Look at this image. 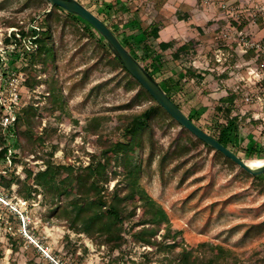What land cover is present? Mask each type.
I'll return each instance as SVG.
<instances>
[{"label": "rangeland", "instance_id": "1", "mask_svg": "<svg viewBox=\"0 0 264 264\" xmlns=\"http://www.w3.org/2000/svg\"><path fill=\"white\" fill-rule=\"evenodd\" d=\"M77 1L105 22L119 41L134 45L138 58L143 55L137 46L144 43L145 29L152 22L162 23L163 28L147 41L149 56H154L163 42L175 41L177 47L190 45L184 64L172 60L169 51L155 68L151 59L143 61L142 67L160 86L167 78L179 79L188 67L203 73L201 81L181 80L173 100L211 137L216 136V123L220 122L215 110L218 99L234 94L236 113L245 121L240 123L239 136L231 139L230 148L246 164L264 162V0ZM30 17L34 20L28 21ZM43 18L31 0H0V122L7 149L5 156L0 149L3 176L14 173L24 177L22 162L13 163L19 155L18 139L8 130L25 107L36 109L35 135L46 128L52 137L43 151L51 153L56 146L54 164L73 167L86 165L89 155L96 154L106 140L125 141L117 120L121 115L133 120L148 106L145 102L129 106L137 91L125 89L123 72L99 48L96 38L81 25L54 14L48 20L52 45L47 63L43 68H30L26 74L24 69L34 48L28 38L19 36V30L34 29ZM8 22L15 25L8 26ZM246 52L253 55L245 57ZM27 77L41 82L28 88ZM51 78L65 103L62 112L50 109L44 81ZM95 116H105L108 121L91 132L86 123ZM189 135L159 113L152 121L151 139L144 134L141 147L133 153L142 164L141 187L169 219L168 242L177 244L179 251L209 243L217 249L232 250L244 261L263 257L264 174L252 179L214 151L195 145ZM182 139L189 150L178 158L167 155L169 147ZM252 143L258 145L257 156H249L240 148ZM22 161L33 172L42 168L41 161L33 156ZM113 184L110 182L108 190ZM16 189L12 186L6 190L0 184V264H118L121 256L126 264H134L142 253L151 250L135 244L141 229L137 226L140 209L126 227L121 253L109 254L85 236L68 230L56 215L48 218L40 197L26 202L16 195ZM154 230L155 226L146 228L155 234L154 239L162 241L166 228L162 225L157 233ZM160 258L155 256L151 264Z\"/></svg>", "mask_w": 264, "mask_h": 264}, {"label": "trees", "instance_id": "2", "mask_svg": "<svg viewBox=\"0 0 264 264\" xmlns=\"http://www.w3.org/2000/svg\"><path fill=\"white\" fill-rule=\"evenodd\" d=\"M31 1L38 7L44 18L41 23H38V27L32 30L25 32L22 27L19 30V36L30 39L35 47L24 69L26 74L30 68L36 65L43 68L47 63V54L52 45V33L48 20L54 14L70 23L81 25L82 30L85 29L89 36L96 38L99 48L123 72L126 78L125 89L127 91H137L129 106L142 102L147 103L148 106L133 120L127 115H121L119 120H117L125 141L113 142L108 139L98 146L96 154L91 153L89 155L86 165L79 164L73 167L54 164L52 157L57 150L56 146H52L51 153L43 151L45 145L51 142L52 137L46 128L42 130L40 135H35L33 125L35 123L36 109L32 106L25 107L15 117L12 126L8 130L9 134L16 136L18 139L19 155L14 157L13 163L22 162L24 177L21 179L19 175L14 173L9 176L0 175L1 186L6 190H11L12 186H16V195L26 202H31L40 197L48 218L56 215L58 219L67 224L68 230L76 235L85 236L95 247L103 248L109 254L114 252L121 253V249L126 242V227L132 224L137 209H140L142 215L137 226L141 227V229L136 233L135 244L141 247H150L151 250L142 253L140 260L134 264H151L157 255H161V258L155 259L154 264H264V255L257 260L244 261L232 250L226 248L217 249L209 243H200L191 251L184 249L179 251L177 244L168 242V239L171 238L169 219L161 206L141 187L142 164L133 153L135 149L141 147L144 134L147 135L148 139H151L152 121L159 113L163 114L171 125L177 126L186 132L188 131L180 127L167 115L123 69L119 61L111 54L103 39L93 29L88 27L86 22L59 7H50L46 0ZM33 20L34 17H30L28 21ZM7 25L14 26L15 23L8 22ZM162 28L163 24L160 22H152L146 27L144 33L145 41L140 46H137L143 55L141 58L134 55V45L122 40L120 42L141 66L143 61L151 59V67L155 68L157 62L163 58V54L169 51H172L170 54L172 60L180 64L186 63L191 47L188 44L177 47L175 41L160 43L158 45L159 51L154 56H149L151 48L147 41L154 38ZM261 44L264 49V37L261 39ZM252 55V52H246L245 57H251ZM145 71L155 80L151 72ZM202 74L200 71L188 67L179 79L167 78L164 80L163 86L160 87L175 104L173 96L179 92L181 80L201 81L203 80ZM26 81L28 88L41 82L36 77H27ZM44 82L48 86L47 98L50 109L62 112L65 103L59 87L56 86L55 79L51 78L49 81ZM236 99V96L232 93L218 99L215 110L220 115V122L216 123V136H212L218 143L234 154L235 152L230 148L231 139L239 136L240 123L245 121L243 117L236 113L234 106ZM175 105L179 108L177 104ZM188 119L194 123L191 117H188ZM107 121L108 119L105 116H95L87 121L86 128L92 132L99 129ZM2 131L0 122V149H3V155L5 156L7 153L6 137ZM189 136L191 137L192 135L190 134ZM192 138V142L195 145H201L207 150L214 151L202 141L193 136ZM257 147V143H252L249 147L242 145L240 148L247 152L249 156H257ZM188 150L189 145L182 139L169 147L167 155L178 158ZM214 152L230 165L236 166L221 153ZM39 153L41 155H38ZM28 156H33L35 161H41V170L33 172L27 168V164L22 160ZM240 171L252 179H260V176L253 177L241 169ZM110 182H114V184L108 190ZM162 225L166 228L162 241H157L154 239L155 234H150L146 231L148 226H155L154 231L157 233ZM117 263L126 264L124 257H118Z\"/></svg>", "mask_w": 264, "mask_h": 264}, {"label": "water", "instance_id": "3", "mask_svg": "<svg viewBox=\"0 0 264 264\" xmlns=\"http://www.w3.org/2000/svg\"><path fill=\"white\" fill-rule=\"evenodd\" d=\"M50 7H59L65 12L86 22L104 41L111 54L119 61L123 69L150 95V97L169 115L180 127L187 130L193 137L202 141L206 146L221 153L247 174L258 177L264 174V164L251 167L218 143L209 134L198 128L188 117L169 99L160 85L145 71V69L125 49L114 33L105 23L81 5L77 0H46Z\"/></svg>", "mask_w": 264, "mask_h": 264}, {"label": "bare ground", "instance_id": "4", "mask_svg": "<svg viewBox=\"0 0 264 264\" xmlns=\"http://www.w3.org/2000/svg\"><path fill=\"white\" fill-rule=\"evenodd\" d=\"M264 164V162H261V161H255V162H252V163H248L249 166L251 167H260Z\"/></svg>", "mask_w": 264, "mask_h": 264}, {"label": "built area", "instance_id": "5", "mask_svg": "<svg viewBox=\"0 0 264 264\" xmlns=\"http://www.w3.org/2000/svg\"><path fill=\"white\" fill-rule=\"evenodd\" d=\"M28 43H29V45H30V47L33 49H35V47H34V45L31 43V41H30V39H28V41H27ZM263 49V48H262ZM264 50V49H263ZM263 54H264V51L262 52ZM14 120H15V117L13 118V120H12V124H13V122H14Z\"/></svg>", "mask_w": 264, "mask_h": 264}]
</instances>
